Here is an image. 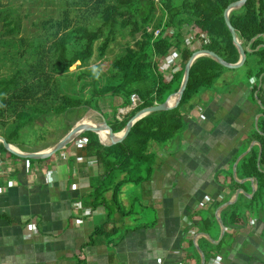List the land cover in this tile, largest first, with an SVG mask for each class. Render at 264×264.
<instances>
[{
  "label": "crops",
  "instance_id": "crops-1",
  "mask_svg": "<svg viewBox=\"0 0 264 264\" xmlns=\"http://www.w3.org/2000/svg\"><path fill=\"white\" fill-rule=\"evenodd\" d=\"M156 62L172 77L166 58ZM234 76L225 72L213 89L182 108L186 129L162 152L152 151L151 176L122 185L124 213L93 205L91 182L103 171L84 153L85 140L40 163L0 154V264H264V218L255 206L247 209L257 181L237 173L252 147L261 150L247 137L257 128L262 105L251 96L252 79L223 84ZM105 100L106 109L100 100L101 112L88 109L81 117L94 111L101 118L116 108L121 120L130 112L119 113L128 108L119 98ZM80 118L43 145H10L23 152L46 150ZM234 182L240 185L232 189Z\"/></svg>",
  "mask_w": 264,
  "mask_h": 264
},
{
  "label": "trees",
  "instance_id": "trees-1",
  "mask_svg": "<svg viewBox=\"0 0 264 264\" xmlns=\"http://www.w3.org/2000/svg\"><path fill=\"white\" fill-rule=\"evenodd\" d=\"M235 1L161 0L158 6L153 0H0V126L6 128L0 134L14 144L19 130L39 114L63 113L68 109L101 112L99 102L106 97L119 98L120 106L125 107L135 93L141 104L121 120L115 116L116 108L111 115L103 113L109 128L119 132L136 111L162 103L177 91L184 65L195 50L188 47L183 34L186 25L200 48L209 49L230 63L238 60L223 17L224 9ZM45 2L54 4L53 12L58 14L51 13L42 21L47 31L42 40L28 41L19 34L28 31L31 16L40 12ZM165 14L167 18L163 21ZM229 20L243 48L250 43L249 51H245L243 81L253 80L251 96L264 107V0H246L229 13ZM149 27L162 30L153 37V30H147ZM168 27L173 28L171 38L163 37ZM16 38L22 48L15 53L11 45ZM117 38L123 39L124 47L107 71L101 73L91 67L88 62L94 52L103 58ZM171 48L179 51L182 61L179 70L167 79L157 71L155 56L166 58ZM7 64V73L1 75ZM74 64L75 68L71 69ZM229 70L234 69L222 66L211 57H198L190 67L187 85L176 107L143 116L121 141L111 145L101 144L92 131L79 134L71 143L85 140L84 153L94 156L103 171L91 182L93 205L103 204L109 212L122 211L118 199L122 185L139 184L152 174L151 143L166 146L178 139L187 126L182 108L201 91L213 89ZM262 73L260 88H257ZM225 84L232 85V81ZM260 112L257 128L247 137V142L256 140L260 145L259 168L258 149L252 147L239 160L237 173L256 179L257 189L247 209L253 210L251 206H255L264 218V108ZM0 154L25 159L6 150L1 142ZM44 159L47 158L27 160L40 163ZM239 185L234 182L231 188ZM107 192H110L109 198ZM78 259L83 260L80 254Z\"/></svg>",
  "mask_w": 264,
  "mask_h": 264
},
{
  "label": "rangeland",
  "instance_id": "rangeland-1",
  "mask_svg": "<svg viewBox=\"0 0 264 264\" xmlns=\"http://www.w3.org/2000/svg\"><path fill=\"white\" fill-rule=\"evenodd\" d=\"M53 8H54V4L52 3L47 4L45 2L41 7V11L35 12L34 15L31 16V21L28 24V31L25 34H24V31H21L19 35L25 36L28 41H32V40L36 41L37 38H40V40H42L46 36V33H47V31L43 27L44 25L42 24V21L47 19V17L51 13H53L54 16H57L58 14V12H53L54 11ZM191 31H192L191 28L189 29V27L186 25L184 27L183 34L185 37H187L188 47L190 49H196V47H198L199 44L197 43L196 39L193 38V34L191 33ZM122 41L123 39L117 38V40L107 50L103 58H99L97 56V53L94 52L93 57L89 60L88 64L101 73L106 72L111 62L123 49L124 45ZM11 47L15 53L16 51L21 50L22 46L18 38L13 40V44L11 45ZM76 64H78V62ZM8 66L9 64H7L6 67L3 68V70L1 71V75L7 73ZM74 68H75V64L71 67V69H74ZM229 71H227V73ZM231 73H233V75H236L232 78L227 79V81H232V84L235 83V81H237L238 78L245 79L246 64L242 65L239 68L232 70ZM225 83L226 82L223 81L224 85H226ZM101 100L104 102V105L103 104H100V105L101 106L103 105L102 106L103 109L104 108L106 109L108 106L109 100H105V98H102ZM81 114L82 116H84L83 115L84 113H82L81 111L72 110V109H68L63 113H50L49 112L45 114H39L37 116V119H32L23 128L19 130L18 141L26 145H29L31 147H37L45 143H48L50 141H53L56 139V137L59 136V134H61V132L66 130V127L68 126V122L71 119L73 120L79 117ZM77 122H79V120ZM7 126H10V125H7ZM12 127L13 126H10V128ZM5 130L6 128H2L0 126V133L5 132ZM72 144L73 143H69L68 146ZM150 147L152 151L156 149L154 150L155 152L157 151L162 152L161 145L159 144L151 143ZM132 187H135V186H132ZM126 191H129V189Z\"/></svg>",
  "mask_w": 264,
  "mask_h": 264
},
{
  "label": "water",
  "instance_id": "water-1",
  "mask_svg": "<svg viewBox=\"0 0 264 264\" xmlns=\"http://www.w3.org/2000/svg\"><path fill=\"white\" fill-rule=\"evenodd\" d=\"M245 1L246 0H237L235 2H232L223 11L224 22H225L226 26L228 27V29L230 31V34H231V37H232V42H233L234 46L236 47L238 55H239L238 60L236 62H234V63H230V62L225 61L223 58H221L215 52H213V51H211L209 49H205V48L195 49L191 53V55L189 56V58L187 59L185 65H184L183 76H182V79H181V82H180V85H179L177 91L172 93V94H170L165 99V101H163L162 103H155V104L150 105V106H145V107L139 109L138 111H136L132 115V117H130L128 122L125 124V126L119 132H113L109 128V125L107 124L106 119L103 116V114H100L101 115V120L98 121V122L90 123V124H84V123H78L77 122L65 134L64 137H62L53 146H51L50 148H48L46 150L36 151V152L19 151L18 149H15L13 146H11L10 143H8L2 135H0V142L2 143V145L4 146V148L6 150L12 152L13 154H15V155H17L19 157L27 158V159H43V158H47V157L51 156L52 154H54L55 152H57L59 150L65 148L79 134H81L83 132H86V131H92V132L96 133L98 135V137H99V140H100L101 144H103V145H111V144H114L116 142L121 141L125 137L126 133L130 129V127L137 120L142 118L143 116H145V115H147L149 113H152V112L160 111V110L172 109V108L176 107L179 104V102L181 100V97L183 95V92L185 90V87L187 85V82H188L190 67H191L193 62L198 57H201V56L211 57L212 59H214L216 62H218L222 66H224L226 68H230V69L239 68V67H241L243 65V63L245 61V58H246L245 51L248 50V47L243 48V46L241 45L240 40L237 38L235 28L232 26V24H231V22L229 20V13L232 10L238 9L239 7H241L245 3ZM262 75H263V73L260 75L259 83H258L257 88H260L261 76ZM172 96L175 99H174V101L172 103H169V100H170V98ZM256 125L257 124L255 123V126ZM102 130L106 131L107 137H108V141L107 140L105 141L102 138V136L100 134V132ZM260 152H261V150H259V154L257 156V166H258V168H259ZM234 170H235V167H234ZM249 179H251V178H249Z\"/></svg>",
  "mask_w": 264,
  "mask_h": 264
},
{
  "label": "built area",
  "instance_id": "built-area-1",
  "mask_svg": "<svg viewBox=\"0 0 264 264\" xmlns=\"http://www.w3.org/2000/svg\"><path fill=\"white\" fill-rule=\"evenodd\" d=\"M153 1L156 3V5H158V6L161 5V0H153ZM166 18H167V15L165 14L164 18H163V21H166ZM147 30L148 31H152L153 30V37H156L157 35L160 34V31L162 30V28L152 29L151 27H149ZM191 33H192V31H191ZM172 34H173V28L172 27H168L163 32V37L165 36L167 38H171ZM193 38H194V34H193ZM158 57L159 56H155V59H157ZM166 60H167V63H168V67L170 65L171 66L170 68H172V71H175L176 67L179 65V63L181 61V55H180L178 50H176L174 48H171L169 50V52H168V57H166ZM157 71L160 72L161 74H165L166 78L170 79V77H171L170 71L166 72V70H164L162 68V66L159 65ZM140 104H141L140 98L138 97L137 94L133 93L130 96V103L128 105V108L119 109V113H123L127 109L128 110H132V109H134L135 107H137ZM79 143L82 144V141H79Z\"/></svg>",
  "mask_w": 264,
  "mask_h": 264
},
{
  "label": "bare ground",
  "instance_id": "bare-ground-1",
  "mask_svg": "<svg viewBox=\"0 0 264 264\" xmlns=\"http://www.w3.org/2000/svg\"><path fill=\"white\" fill-rule=\"evenodd\" d=\"M174 97L172 96L169 100V103H172L174 101ZM101 118L99 117V115L96 114V112L94 111H89L87 117H82L79 119V122L78 123H84V124H90V123H95V122H98L100 121ZM102 138L106 141H108V137H107V133L105 130H102L100 132Z\"/></svg>",
  "mask_w": 264,
  "mask_h": 264
}]
</instances>
